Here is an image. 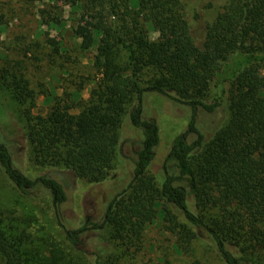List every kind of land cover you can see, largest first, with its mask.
<instances>
[{"label": "trees", "instance_id": "trees-1", "mask_svg": "<svg viewBox=\"0 0 264 264\" xmlns=\"http://www.w3.org/2000/svg\"><path fill=\"white\" fill-rule=\"evenodd\" d=\"M69 2L76 8L68 16L69 28L81 38L80 48L97 49L93 62L100 76L86 101L77 89L71 103L35 113L36 93L26 74L11 66L0 69L1 107L6 94L22 106L19 119L32 161L68 168L89 182L103 180L119 152L123 116L135 99L129 117L143 129V138L135 152L132 181L108 205L105 221L111 238L129 245L160 216L187 250L193 239L207 232L226 264H264V0H224L199 35L193 28L199 14L197 10L191 14L187 0ZM207 2V7L213 6V0ZM38 11L47 23L65 26L51 9ZM146 22L163 37L151 38ZM8 23L0 0V29ZM121 54L124 66L118 61ZM215 81L228 93L229 114L206 139L196 111L202 107L212 112L221 103L218 96L215 102L206 101ZM145 90L166 94L193 109L188 127L171 143L160 184L148 172L159 128L154 120L141 117ZM75 105L80 106L78 112L71 111ZM0 164L21 191L30 193L41 184L53 190L56 204L65 200L58 180L44 175L32 179L15 168L1 138ZM81 231L67 232L75 246ZM30 255L26 228L0 211V264H41ZM101 257L95 255L93 264H102ZM50 260L59 264L63 255Z\"/></svg>", "mask_w": 264, "mask_h": 264}, {"label": "rangeland", "instance_id": "rangeland-1", "mask_svg": "<svg viewBox=\"0 0 264 264\" xmlns=\"http://www.w3.org/2000/svg\"><path fill=\"white\" fill-rule=\"evenodd\" d=\"M2 1L9 23L6 29H0V69L11 66V70L26 74L36 93L34 112L45 114L71 103L74 98L72 92L77 89L86 101L100 75L93 62L97 49L82 50L79 46L81 38L70 31L68 16L76 8L69 0L29 4L21 0ZM187 1L191 14L195 10L199 14L193 22L194 31L199 35L215 18L224 0H213L212 7L206 6L208 0ZM41 7L51 9V15L61 17L65 26L57 27L44 21L38 11ZM76 14L80 16V11ZM145 26L151 38L163 37L151 22H146ZM57 44H61L59 52H55ZM118 61L125 64L122 54ZM217 81L212 83L206 101L215 102L213 98L218 96L221 103L212 112L202 107L196 111L197 125L206 139L224 124L229 114L228 93ZM134 102L135 99L123 116L119 152L112 166L103 180L89 182L68 168L35 164L31 159V145L24 124L19 119L22 106L9 94L3 96L0 138L9 148L13 166L32 179L44 175L58 180L66 195L63 202L56 204L53 190L41 184L25 193L7 177L0 164V211L19 227L26 228L30 257L35 262L53 264L50 260L53 255H63L59 264H93L95 255L100 253L102 264H226L207 232L193 239L187 250L178 244V234L170 230L168 222L160 216L144 229L140 239L134 237L129 245L111 238V226L105 221L108 205L132 181L135 152L143 138V129L134 126L129 117ZM141 102L142 119L154 120L159 128V143L148 172L160 184L171 143L188 127L193 109L187 103L154 90H145ZM79 110L80 106L76 105L71 109L72 112ZM191 206L196 210L192 203ZM79 228H82L80 243L75 246L68 240L67 232Z\"/></svg>", "mask_w": 264, "mask_h": 264}]
</instances>
